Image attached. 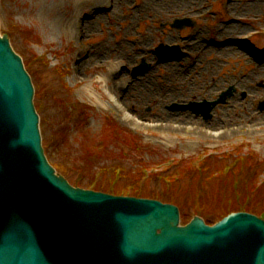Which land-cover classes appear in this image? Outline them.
<instances>
[{"label":"rangeland","instance_id":"374dc122","mask_svg":"<svg viewBox=\"0 0 264 264\" xmlns=\"http://www.w3.org/2000/svg\"><path fill=\"white\" fill-rule=\"evenodd\" d=\"M144 1L125 0L116 7L113 1L90 11L85 4L76 7L74 0H0V32L8 34L32 76L49 161L73 184L76 180L85 186L93 179L100 190L118 169L116 188L124 191L133 181L127 171L138 178L142 167L169 166L178 159L169 171L189 164L178 192L195 194L198 215L212 219L225 195L231 197L243 185L257 190L251 192L256 202L250 204L263 209L264 183L256 185L264 181V109L258 108L264 101V68L258 69L264 62V0H198L185 9L163 11L155 6L142 9ZM163 3L170 7L173 1ZM42 4H58L60 14L74 9L82 20L92 14L101 19L79 34L64 28L51 31L50 16L40 19ZM176 17L192 18L195 24L180 30L170 27L167 23ZM159 43L179 45L182 57L160 61L154 51ZM98 48L102 52L91 63H78ZM142 58L151 68L133 77L131 70ZM112 62H120L121 92L112 86V78L103 80ZM167 62L177 69L166 67ZM228 87H233V95L214 107L208 119L170 109L173 104L215 99ZM224 111L226 119L232 113L244 119L230 121L224 133L206 130L209 122H216L215 113ZM162 113L190 117L167 120ZM106 116L129 134L106 140L101 154L97 149L87 154L92 140L95 146L104 142ZM86 157L93 161L86 162ZM192 158L205 161L192 168ZM100 168L101 176L95 172ZM144 175L149 176L146 191L161 195L156 174ZM194 207L183 210L187 217Z\"/></svg>","mask_w":264,"mask_h":264},{"label":"water","instance_id":"95a60500","mask_svg":"<svg viewBox=\"0 0 264 264\" xmlns=\"http://www.w3.org/2000/svg\"><path fill=\"white\" fill-rule=\"evenodd\" d=\"M193 24L184 17L170 26ZM10 42L0 35V264H264V220L254 214L179 225L176 205L73 187L57 175L41 146L31 77ZM176 52L158 46L163 57ZM149 67L142 61L132 74ZM231 93L173 108L208 118Z\"/></svg>","mask_w":264,"mask_h":264},{"label":"trees","instance_id":"16d2710c","mask_svg":"<svg viewBox=\"0 0 264 264\" xmlns=\"http://www.w3.org/2000/svg\"><path fill=\"white\" fill-rule=\"evenodd\" d=\"M102 131H106V137L104 139V142L97 145H94L95 141L92 140L90 144L87 145V147L85 148V151H87V154H92L94 153L93 150L97 149V152L101 154L102 151H106V145L104 144L106 140H109L110 138H120V136H123V133L125 134H129L127 133V131L125 129H123L122 127H120L111 117H106L104 120V128ZM129 146L132 149H139L138 147H134L131 146V144H129ZM84 160L86 162H91L93 161V159H91V157H86L84 158ZM146 166V165H144ZM189 164H187V166L182 165L179 169H175L174 172L169 171L170 168H167L164 171H161L160 173H156L155 175V182H158L159 185L156 187L158 189H160V193L161 195H154L152 193H149L146 191V181L149 179V176H145L144 173L145 172V168L146 167H142L139 169V174H142V177H138L135 174L134 171H127L126 172V177L129 179H133V181L131 182V184H129L127 186L128 189L124 190V191H118V186H117V180L118 176L116 175H121L120 170L115 169L114 172V177L111 178V180L109 181V179L106 180V183H104L103 185V189L106 191H111V192H115V193H130V194H134V195H139V196H156L158 198H163L166 201H173L174 203L178 204L182 210H186V207L189 209L192 206L198 205L197 199H195V194L194 193H188V194H181L178 191V184H179V180L182 176H185L184 173L185 171L187 172L189 169ZM202 165H200L201 167ZM201 170V168L199 169ZM101 174H103L104 169L100 168ZM129 174H131L129 176ZM150 175V174H149ZM109 181V182H108ZM79 181L74 180V183L77 184ZM82 185V184H81ZM98 183H96L95 180H91L89 182H87L85 184V186L88 187H92V188H97ZM231 185L234 187H237V183H235V181L231 182ZM117 187V188H116ZM145 187V188H144ZM234 187V190H236ZM256 188L257 185H256ZM260 188V187H259ZM252 191H257L254 188L251 189ZM250 190H248L246 188V186L243 185V187H241L240 191L235 192L231 197L230 194L225 195L224 199H222V203L221 206L219 208L216 209L215 212L216 215H213V218H207L206 220L208 222H213L219 218H221L222 216H224L225 214L229 213L230 211H234V210H241V209H245V210H249V211H253V212H259L262 213L264 211V208L261 210H257L256 208L258 207V205H253L250 203H253V201L256 202V197L254 196V194L251 192ZM259 192V191H258ZM203 199V198H202ZM186 204V205H185ZM196 204V205H195ZM190 205V206H189ZM194 207V208H195ZM256 207V208H254ZM193 209V208H191ZM190 209V210H191ZM264 213V212H263ZM204 215V213H203ZM206 218V217H205ZM188 219V217L185 215V213H182V220L186 221Z\"/></svg>","mask_w":264,"mask_h":264},{"label":"bare ground","instance_id":"6f19581e","mask_svg":"<svg viewBox=\"0 0 264 264\" xmlns=\"http://www.w3.org/2000/svg\"><path fill=\"white\" fill-rule=\"evenodd\" d=\"M75 1V6L79 7L82 5H87L90 9V11H94L96 9H100L101 7H103L105 4L108 3H113L114 1V6L116 7L117 4H121L123 2H125V0H74ZM112 1V2H111ZM173 1L172 4H170V7H167V5H165V3L163 2H171ZM198 0H145L144 4H143V8L145 9L149 6H155L154 8L156 10L159 9V11H163L164 8H171V7H177L180 6L182 9H185L187 6H194V2H197ZM153 4V5H152ZM165 5V6H163ZM114 8H112V10L114 11ZM161 7V8H160ZM42 11L43 13H39L40 19H44L47 15L50 16V23L47 22L49 28L52 30H57V29H61L64 28L67 31H70L72 34L73 33H78L79 32H84L87 31L89 29H91L94 26V22L95 20H100L101 19V15L100 14H92L90 16H86L84 15L85 18L87 19H83L80 18V16L78 14H76L75 10L73 9L72 11L70 10L69 12H65V14H60V8L59 5L56 4L53 8L51 6L42 4ZM43 15V16H42ZM94 21V22H93ZM102 52L101 48L98 49H93L92 54L88 52V54L86 55L87 57H82L84 58L83 60H81V62L79 61L78 63L80 64H84L86 62V64L91 63L93 61V57H96L97 55H99V53ZM233 53H236V50L232 51ZM122 65V64H121ZM166 67H168L169 69H177V67H175L174 65L170 64L169 62L166 63L165 65ZM261 68H264V62L261 63L260 65H258V69L260 70ZM121 69L120 66V62H112V64H110V66L108 67L107 73H106V77H104V81L105 82H110L109 79L112 78V86L114 88H116L118 90V92H121L119 89H121V85H122V74L118 73V71ZM148 92V90L146 91ZM151 95V94H149ZM232 96V95H231ZM147 99V98H145ZM115 100V99H114ZM227 111H224L223 113L220 112H216L215 114V118L217 120H215L216 122H209L205 128L206 130H210V131H215V134L218 133H224L226 132L227 129V125H231L230 121H232L234 124H236V121H234L235 119L238 120H243V116H234L232 113V116L227 117V119L224 117V113H226ZM247 112V110H246ZM163 116H165L167 118V120H170V118H178V117H184V118H189L190 116H185L184 114H180L178 113L177 115L173 116V115H165L162 113ZM252 115H249L248 117H251ZM234 119H233V118ZM231 118L233 120H231ZM211 123V124H210ZM213 134V133H212ZM42 136V133H41Z\"/></svg>","mask_w":264,"mask_h":264}]
</instances>
